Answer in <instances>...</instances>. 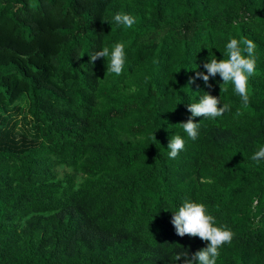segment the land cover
Here are the masks:
<instances>
[{
  "label": "trees",
  "instance_id": "trees-1",
  "mask_svg": "<svg viewBox=\"0 0 264 264\" xmlns=\"http://www.w3.org/2000/svg\"><path fill=\"white\" fill-rule=\"evenodd\" d=\"M231 38L256 45L246 106L218 74L188 83ZM117 42L122 74L89 62ZM204 92L230 110L192 140L178 123ZM260 146L264 0H0V264H184L208 243L176 234L185 198L234 234L216 264H264Z\"/></svg>",
  "mask_w": 264,
  "mask_h": 264
},
{
  "label": "clouds",
  "instance_id": "clouds-1",
  "mask_svg": "<svg viewBox=\"0 0 264 264\" xmlns=\"http://www.w3.org/2000/svg\"><path fill=\"white\" fill-rule=\"evenodd\" d=\"M117 25H123L131 28L135 23V18L127 13H117L114 16ZM243 45V47H241ZM255 43L243 38L238 40L231 38L226 44V52L223 56L226 58L218 59L216 55L209 50V56L203 62L205 72H196V76L190 78L189 85L195 83L196 79H202L206 86L209 84L210 77L217 74L223 81V85L231 83L234 86V92L240 97L243 105L250 103V94L248 89L249 78L255 75ZM125 45L117 42L109 47H103L101 50L95 51L89 56V62L93 63L98 58L106 59V67L108 73H114L117 76L122 74L125 64ZM220 90H223L220 88ZM220 98L204 92L198 99L187 105V110L191 116L185 121L178 123L179 127L187 136L196 140L199 135V123L194 118L203 117L215 119L221 117L226 111L230 110V105L225 103L220 106ZM185 141L180 134H175L169 138L167 149L170 159H175L181 151H183ZM254 161L264 159V146H260L251 157ZM171 223L175 228L177 235L184 237H198L202 241H206L207 246L197 250L189 258L187 250L182 249L174 256V261H180L182 258L184 264H216L220 256L219 249L224 244H230L233 239V232L226 226H217L216 218L207 212L206 205L195 202L189 198H185L183 203L177 210L171 211Z\"/></svg>",
  "mask_w": 264,
  "mask_h": 264
},
{
  "label": "rangeland",
  "instance_id": "rangeland-1",
  "mask_svg": "<svg viewBox=\"0 0 264 264\" xmlns=\"http://www.w3.org/2000/svg\"><path fill=\"white\" fill-rule=\"evenodd\" d=\"M25 128L24 122L21 119V117H18V125H17V129L16 131L19 133H21ZM58 175H62L64 171H68L69 169L65 166H57L56 168Z\"/></svg>",
  "mask_w": 264,
  "mask_h": 264
}]
</instances>
